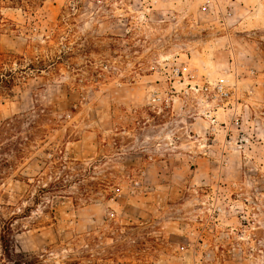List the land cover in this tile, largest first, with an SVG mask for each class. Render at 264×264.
<instances>
[{
	"label": "rangeland",
	"instance_id": "1",
	"mask_svg": "<svg viewBox=\"0 0 264 264\" xmlns=\"http://www.w3.org/2000/svg\"><path fill=\"white\" fill-rule=\"evenodd\" d=\"M3 49L47 65L0 95V124L35 132L0 170L17 251L264 264V0H0ZM60 160L99 183L35 204Z\"/></svg>",
	"mask_w": 264,
	"mask_h": 264
},
{
	"label": "trees",
	"instance_id": "2",
	"mask_svg": "<svg viewBox=\"0 0 264 264\" xmlns=\"http://www.w3.org/2000/svg\"><path fill=\"white\" fill-rule=\"evenodd\" d=\"M46 69L47 65L44 60L39 62L35 61L12 49L0 50V95L4 97H13L16 93V88L21 86V84L29 78L31 73L35 71L42 72ZM27 116H29L27 113L15 115L0 124V170L3 167H13L17 160L24 158L25 155L31 151V141H34L32 138L35 132L30 130L25 136L21 134L22 132H19V125L24 121V117ZM34 127L35 125L31 124V128ZM41 130L45 131L44 128L39 127L38 131ZM8 154L11 155L10 158L3 156ZM77 164L81 163L78 162ZM50 167L54 178L50 182L39 186L34 199L37 205L40 202H45L43 199L44 197H47L49 203L58 195L65 196L66 194L63 193L67 191L72 182L80 184L81 182H85L87 185L99 183V181H93L88 178V176L91 175L92 169L86 168L82 170V167H80L79 172H73L63 160L51 164ZM58 172L60 174L55 176L54 174ZM86 181L90 183H86ZM81 187L85 189V192L83 190L81 191L84 195L91 193L89 190H86L85 186L81 185ZM30 210H32L31 206H27L23 209V213ZM24 215L26 216L28 214ZM20 216L21 213L16 212L10 219L6 220L2 226L0 234L2 259L0 264L40 263L39 256L24 251H17L14 246V219Z\"/></svg>",
	"mask_w": 264,
	"mask_h": 264
},
{
	"label": "built area",
	"instance_id": "3",
	"mask_svg": "<svg viewBox=\"0 0 264 264\" xmlns=\"http://www.w3.org/2000/svg\"><path fill=\"white\" fill-rule=\"evenodd\" d=\"M206 89H209V87L206 86ZM218 90L223 91V86H219V87H218Z\"/></svg>",
	"mask_w": 264,
	"mask_h": 264
}]
</instances>
